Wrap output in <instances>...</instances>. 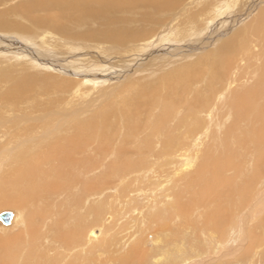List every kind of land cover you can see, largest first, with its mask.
<instances>
[{"label":"rangeland","instance_id":"1","mask_svg":"<svg viewBox=\"0 0 264 264\" xmlns=\"http://www.w3.org/2000/svg\"><path fill=\"white\" fill-rule=\"evenodd\" d=\"M42 3L0 0V264H264V0Z\"/></svg>","mask_w":264,"mask_h":264},{"label":"bare ground","instance_id":"2","mask_svg":"<svg viewBox=\"0 0 264 264\" xmlns=\"http://www.w3.org/2000/svg\"><path fill=\"white\" fill-rule=\"evenodd\" d=\"M90 1H92V0H53V2H55V3H59L60 5H61V7H60V10L61 11H66V12H74V11H79V10H84V8H83V6H86V4H87V6L89 5V4H92V3H90ZM52 2V1H51ZM55 3H42V4H45V5H51V4H55ZM230 3V2H229ZM6 13V12H5ZM2 16H4V14L2 15ZM237 20V19H236ZM1 34V33H0ZM6 34V33H5ZM2 35H3V33H2ZM1 36V35H0ZM8 36V35H7ZM11 36V35H10ZM5 44V45H4ZM12 44V43H11ZM10 43H8L7 45L8 46H12ZM0 45L1 46H3L2 47V49H4V48H6V42L4 43L3 41H0ZM14 47H16L15 45H14ZM21 47V46H20ZM9 49V48H8ZM15 49H17V47L15 48ZM22 49V48H21ZM11 50V49H10ZM9 50V51H10ZM20 50V49H19ZM25 50V49H24ZM23 50V51H24ZM6 51V50H5ZM13 51V50H12ZM16 51V53L18 52L17 50H15ZM15 51H13V52H15ZM21 51V50H20ZM19 51V52H20ZM29 51V50H28ZM26 56V55H25ZM42 64V63H41ZM86 75V74H85ZM182 75V74H181ZM87 78V77H86ZM85 78V79H86ZM176 78V77H175ZM180 78H181V76H180ZM184 78V77H183ZM89 82V81H88ZM92 82V81H91ZM94 82V81H93ZM191 84H193V83H191ZM14 88H15V86H14ZM75 90V89H74ZM19 97V96H18ZM195 97V96H194ZM161 136V135H160ZM175 137V136H174ZM173 139V138H172ZM73 147V146H72ZM74 148V147H73ZM176 158V157H175ZM180 162V161H179ZM184 163V162H183ZM186 163V162H185ZM181 164H182V162H181ZM184 165V164H183ZM178 170H180V169H178ZM32 173H33V171L32 170H30V169H24L23 171H22V175L24 176V177H30L31 175H32ZM205 195V194H204ZM206 196V195H205ZM204 199H206V197L204 198ZM5 211H7V210H5ZM9 212H10V214H11V220H10V223H11V221L16 217V216H19V214H17L16 215V213H14V211H12V210H8ZM16 211V210H15ZM17 212V211H16ZM97 220V219H96ZM2 225V224H1ZM0 225V226H1ZM11 225V224H10ZM10 225H8V226H10ZM145 226V225H144ZM204 227V226H203ZM4 228V227H3ZM1 229V228H0ZM144 232V231H143ZM77 233V232H76ZM89 234H92V231H91V229L89 230V232H88ZM75 237H77V236H75ZM92 237V236H91ZM80 238V237H79ZM78 238V239H79ZM210 238V237H209ZM91 239V238H90ZM211 240V239H210ZM92 241V240H91ZM99 241V240H98ZM136 243V242H135Z\"/></svg>","mask_w":264,"mask_h":264},{"label":"water","instance_id":"3","mask_svg":"<svg viewBox=\"0 0 264 264\" xmlns=\"http://www.w3.org/2000/svg\"><path fill=\"white\" fill-rule=\"evenodd\" d=\"M11 220V214L9 211H1L0 212V222L3 224H9ZM96 233V230L94 231Z\"/></svg>","mask_w":264,"mask_h":264}]
</instances>
